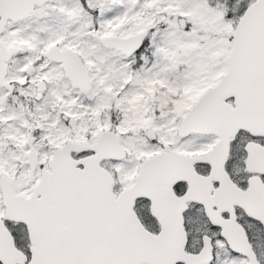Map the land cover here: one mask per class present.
Instances as JSON below:
<instances>
[{"label": "snow or ice", "instance_id": "6c2138e0", "mask_svg": "<svg viewBox=\"0 0 264 264\" xmlns=\"http://www.w3.org/2000/svg\"><path fill=\"white\" fill-rule=\"evenodd\" d=\"M0 264H264V0H0Z\"/></svg>", "mask_w": 264, "mask_h": 264}]
</instances>
